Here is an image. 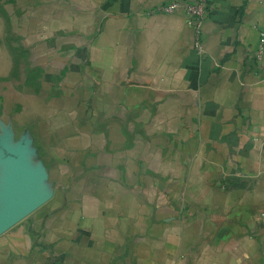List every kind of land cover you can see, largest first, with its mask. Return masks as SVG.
Masks as SVG:
<instances>
[{"label": "crops", "instance_id": "crops-1", "mask_svg": "<svg viewBox=\"0 0 264 264\" xmlns=\"http://www.w3.org/2000/svg\"><path fill=\"white\" fill-rule=\"evenodd\" d=\"M168 1L0 0V264H264V0Z\"/></svg>", "mask_w": 264, "mask_h": 264}, {"label": "built area", "instance_id": "built-area-1", "mask_svg": "<svg viewBox=\"0 0 264 264\" xmlns=\"http://www.w3.org/2000/svg\"><path fill=\"white\" fill-rule=\"evenodd\" d=\"M210 0L168 1L160 6V11L178 12L192 25L196 32L200 30V24L210 12ZM260 46H264V29L259 34ZM259 57V55H258Z\"/></svg>", "mask_w": 264, "mask_h": 264}]
</instances>
